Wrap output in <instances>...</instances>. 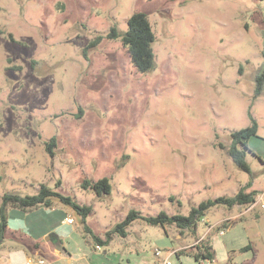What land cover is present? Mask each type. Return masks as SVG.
Wrapping results in <instances>:
<instances>
[{
    "label": "rangeland",
    "instance_id": "rangeland-1",
    "mask_svg": "<svg viewBox=\"0 0 264 264\" xmlns=\"http://www.w3.org/2000/svg\"><path fill=\"white\" fill-rule=\"evenodd\" d=\"M138 11L155 32L147 72L121 37H108ZM263 51L264 0H0V205L5 193L33 195L44 184L90 205L87 224L104 239L131 209L187 215L251 182L260 201L251 209L214 206L196 233L139 218L107 246L57 197L29 211L31 219L43 208L74 219L59 227L66 251L49 264L84 255L95 264H163L168 250L172 264H199L201 240L213 264H264V140L250 141L251 173L228 152L231 133L251 115L264 138ZM103 177L110 193L83 187ZM20 236L7 231L0 264L25 244ZM11 256L24 264L22 253Z\"/></svg>",
    "mask_w": 264,
    "mask_h": 264
},
{
    "label": "trees",
    "instance_id": "trees-1",
    "mask_svg": "<svg viewBox=\"0 0 264 264\" xmlns=\"http://www.w3.org/2000/svg\"><path fill=\"white\" fill-rule=\"evenodd\" d=\"M109 38L121 37L122 42L128 47L134 66L142 72L149 71L155 61V54L153 49V43L155 40V32L152 24L144 12H135L128 19V29L122 33L117 27H113L108 34ZM101 40V36L95 41V44ZM264 52V51H263ZM264 80V72L259 77L258 93L262 91ZM251 125L235 130L231 133L232 140L231 145L228 148V152L232 157L235 164L242 170L249 173L252 172L251 166L246 159L247 150H249L250 141L253 138H264L258 134V122L251 115ZM55 138L52 139V143L55 144ZM54 154L53 150H50ZM250 183L240 188V190L232 196H219L216 198H209L202 201L197 207L191 208L189 214H168L165 211H161L157 215H142L140 211L131 209L127 216L116 226L108 230L105 233V238L102 239L96 235L91 227L87 224V217L92 212L93 208L90 205L80 204L74 200L71 196L64 195L61 192L54 190L46 185H42L40 190L33 195H21L18 193L8 192L2 197L0 205V246L4 243L6 233L8 229V222L11 217L24 218L29 210L38 207L45 206L51 207V197L59 198L63 203L71 206L82 220L85 232L92 236L95 242L102 246H107L114 239V235L117 233L120 236L125 237L127 235V227L135 220L141 218L153 225H161L166 227L167 225H176L181 230H191L193 233L197 232L198 223L200 219L206 215V212L212 207L217 205H226L229 207L240 205L250 206L256 202L257 191L250 190ZM83 187L91 188L99 195L108 194L112 190V184L108 177H103L97 181L85 179ZM195 258L201 264V259H215L214 251L209 242L201 240V243L197 245V250L193 253Z\"/></svg>",
    "mask_w": 264,
    "mask_h": 264
},
{
    "label": "crops",
    "instance_id": "crops-1",
    "mask_svg": "<svg viewBox=\"0 0 264 264\" xmlns=\"http://www.w3.org/2000/svg\"><path fill=\"white\" fill-rule=\"evenodd\" d=\"M262 163L264 164L263 161ZM43 209L42 215L40 217H35L34 219H31L30 217L31 213H33L32 211H28L24 218L11 217L10 219L14 218L21 220L13 225L10 224L9 219L7 231H19L21 233L20 237L23 239L22 241H25V244L9 249V254L6 256L4 264L14 263L11 256L13 253H22L24 257L21 261L24 264H27L30 260H33L35 264H39V254L45 253L47 258L43 259L44 262H42V264H49L47 263L48 259L53 263L52 259L62 256L63 250L66 251L64 236L58 229L63 224L72 223L65 222V220L67 221V218L65 217V213L61 210L55 211L54 209ZM50 237H52L51 240ZM15 238L16 236L13 239ZM54 241L58 245H61V248H58L60 246L54 245ZM84 256L85 257L82 259H76L77 264H95V262L92 261V258H89L86 255ZM84 258H86L87 263L83 262ZM69 262L72 264L73 260L70 259Z\"/></svg>",
    "mask_w": 264,
    "mask_h": 264
},
{
    "label": "built area",
    "instance_id": "built-area-1",
    "mask_svg": "<svg viewBox=\"0 0 264 264\" xmlns=\"http://www.w3.org/2000/svg\"><path fill=\"white\" fill-rule=\"evenodd\" d=\"M259 202H260L259 200H256V202H254L253 204H251V205L249 206V208H250V209L253 208V207L256 206ZM262 206L264 207V203H262ZM67 221H68L69 223H72V222L74 221V219H73L72 217H69V218H67ZM175 252H176L175 250H168L167 253H166V255H165V257L163 258V264H172L170 257H171V255H172L173 253H175ZM157 254H158V255H161V250H158V251H157ZM32 261H33V260L29 261L27 264H31ZM213 261H214V259L212 260V259L204 258V259H201V264H213V263H214ZM41 262H44V261L41 260ZM33 263H34V262H33Z\"/></svg>",
    "mask_w": 264,
    "mask_h": 264
}]
</instances>
